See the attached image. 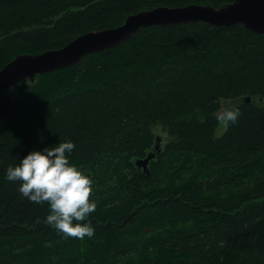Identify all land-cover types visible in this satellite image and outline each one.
Listing matches in <instances>:
<instances>
[{
    "label": "trees",
    "instance_id": "1",
    "mask_svg": "<svg viewBox=\"0 0 264 264\" xmlns=\"http://www.w3.org/2000/svg\"><path fill=\"white\" fill-rule=\"evenodd\" d=\"M231 1L0 0V66L143 9ZM38 75L54 77L22 85L0 120V264H264V33L240 23L150 25ZM222 99L240 111L215 137ZM69 138L97 201L95 234L84 239L63 238L45 223L47 203L5 178L29 150ZM150 151L144 172L135 159ZM189 155L202 175L224 171L208 182L216 197L197 176L178 178ZM105 176L118 187L97 188Z\"/></svg>",
    "mask_w": 264,
    "mask_h": 264
},
{
    "label": "water",
    "instance_id": "2",
    "mask_svg": "<svg viewBox=\"0 0 264 264\" xmlns=\"http://www.w3.org/2000/svg\"><path fill=\"white\" fill-rule=\"evenodd\" d=\"M195 21L213 26L240 23L253 32L264 33V0H232L219 7L201 3L177 7L155 6L129 14L116 27L81 33L59 48H50L39 53L16 54L0 68V120L9 114L12 106L8 89L24 77L32 78L36 73L75 66L86 55L116 46L143 27ZM245 101H249V97ZM161 139L162 137L156 135L154 148L157 150L161 149ZM154 156L155 152L150 151L146 156L136 158L135 165L144 172H149L148 163Z\"/></svg>",
    "mask_w": 264,
    "mask_h": 264
},
{
    "label": "clouds",
    "instance_id": "3",
    "mask_svg": "<svg viewBox=\"0 0 264 264\" xmlns=\"http://www.w3.org/2000/svg\"><path fill=\"white\" fill-rule=\"evenodd\" d=\"M239 111L236 107L225 108L216 119L227 127L237 120ZM75 147L69 138L42 149L33 148L5 169V178L19 182L18 191L23 197L36 204L47 203L45 223L65 239L95 234L90 218L97 209V201L92 198L93 179L71 161Z\"/></svg>",
    "mask_w": 264,
    "mask_h": 264
},
{
    "label": "rangeland",
    "instance_id": "4",
    "mask_svg": "<svg viewBox=\"0 0 264 264\" xmlns=\"http://www.w3.org/2000/svg\"><path fill=\"white\" fill-rule=\"evenodd\" d=\"M57 48H59V47H57ZM2 66V65H1ZM0 66V67H1ZM51 77H54L53 75H50V76H46V77H44L43 79H42V76H39L38 74L36 75H34V76H32V78L31 77H24L22 80H20V81H18V82H16V83H14L9 89H8V93L10 94V96H11V98H12V102H13V100H14V96L16 95L17 96V98H19L20 97V94H18V90H20V87H26V86H22V85H25V84H27V85H34L35 83H37L38 81H40V80H44V79H46V80H48L49 78H51ZM36 85V84H35ZM16 91H17V93H16ZM232 107H235V105H234V102H233V100L232 99H222L221 100V107L219 108V110H218V113L220 112V111H223L225 108H232ZM225 126H224V124L223 123H219L218 124V126H217V128H216V130H215V134H214V136L215 137H218V136H220L222 133H223V131L225 130ZM162 132H165L164 130H161ZM199 159H201V158H199ZM185 161H186V165H181L180 167H185V166H188V168L189 169H187V168H181V170L180 171H182V175L181 176H179L178 178H184L185 180H186V182L188 181V180H190V179H192L193 178V176H197V180L199 181V182H202V184L203 185H205L206 186V188L208 189V192H207V195H210V196H213V197H216V195L213 193V192H211V189H213L212 187H209V185H208V182H212L213 180H215V179H218L223 173H224V171H219V172H215V173H209V174H206V175H202L200 172H199V170L201 169V168H203V166H201L200 168H199V166H198V163H197V161H198V157H196V156H192V155H189L186 159H185ZM179 167V168H180ZM112 168V167H111ZM111 168L109 169V170H111ZM194 168H196L198 171L194 174ZM186 170H189V171H186ZM192 174V177L191 178H189V174ZM103 181L101 182V185L100 184H98V185H96V187L97 188H101V189H103V191L104 192H107V191H109L110 189H113V187L114 188H117L118 187V181H114V176H105L104 177V179H102ZM184 180V181H185ZM115 186H117V187H115ZM224 185H221V187H223ZM220 197H224L225 196V194L224 193H221V195H219ZM140 227V226H139ZM139 229V228H138ZM148 229H151V226L149 225V224H143L142 226H141V230H142V232H144L145 230H148ZM155 230V232H159L160 231V229H154ZM142 232H141V235H139V238H140V240H144L145 238H146V236L147 235H150V234H147V235H144V234H142ZM132 253V252H131ZM130 253V254H131ZM134 254V253H133ZM258 254H261V252H258ZM134 256H136L135 258H133V261H134V263H136V262H138L139 261V258L137 257L138 256V252L137 253H135V255ZM128 259H126V261H127Z\"/></svg>",
    "mask_w": 264,
    "mask_h": 264
},
{
    "label": "bare ground",
    "instance_id": "5",
    "mask_svg": "<svg viewBox=\"0 0 264 264\" xmlns=\"http://www.w3.org/2000/svg\"><path fill=\"white\" fill-rule=\"evenodd\" d=\"M69 41H70V40H69ZM10 60H11V59H10ZM10 60H9V61H10ZM6 63H7V62H6ZM6 63H5V64H6ZM5 64H4V65H5ZM4 65H3V66H4ZM3 66H2V67H3ZM36 74H38V73H36ZM243 102H244V101H243ZM6 117H7V116H6ZM6 117H5V118H6ZM135 160H136V159H135ZM164 183H165V182H164Z\"/></svg>",
    "mask_w": 264,
    "mask_h": 264
},
{
    "label": "flooded vegetation",
    "instance_id": "6",
    "mask_svg": "<svg viewBox=\"0 0 264 264\" xmlns=\"http://www.w3.org/2000/svg\"><path fill=\"white\" fill-rule=\"evenodd\" d=\"M162 141H163V139H161V142H162ZM161 142H160V143H161ZM160 146H161V144H160Z\"/></svg>",
    "mask_w": 264,
    "mask_h": 264
}]
</instances>
